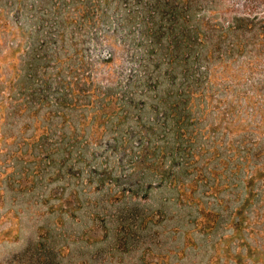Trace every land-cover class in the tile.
Returning <instances> with one entry per match:
<instances>
[{"label":"rangeland","instance_id":"rangeland-1","mask_svg":"<svg viewBox=\"0 0 264 264\" xmlns=\"http://www.w3.org/2000/svg\"><path fill=\"white\" fill-rule=\"evenodd\" d=\"M0 264H264V0H0Z\"/></svg>","mask_w":264,"mask_h":264}]
</instances>
